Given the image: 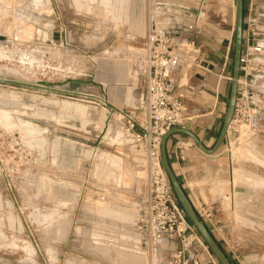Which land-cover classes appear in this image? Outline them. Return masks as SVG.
Wrapping results in <instances>:
<instances>
[{
  "label": "rangeland",
  "instance_id": "obj_1",
  "mask_svg": "<svg viewBox=\"0 0 264 264\" xmlns=\"http://www.w3.org/2000/svg\"><path fill=\"white\" fill-rule=\"evenodd\" d=\"M142 1L0 0V78L51 89L0 82V264H168L178 250L175 238L151 242L141 229L147 152L125 129L124 114L144 119ZM193 2L200 20L187 77L198 117L188 127L214 147L228 106L237 0ZM258 14L264 22V9ZM248 117H234L221 165L200 183L210 204L200 210L212 214L203 219L235 264H264V111L252 125ZM179 137L183 151L194 144ZM203 245L193 251L201 264H220Z\"/></svg>",
  "mask_w": 264,
  "mask_h": 264
},
{
  "label": "built area",
  "instance_id": "obj_2",
  "mask_svg": "<svg viewBox=\"0 0 264 264\" xmlns=\"http://www.w3.org/2000/svg\"><path fill=\"white\" fill-rule=\"evenodd\" d=\"M146 3L149 7L148 34L139 53L144 63L145 91L140 100L144 119L140 121L124 114L127 135L137 146H143L148 156L146 200L139 211L141 229L151 242H162L168 237L179 241L180 246L168 264H201L199 256L191 257L190 254L195 247L204 246L203 241L178 205L161 159L163 135L175 128H184L188 120V88L176 76L190 63L200 11L194 17L193 8L179 2L147 0ZM252 13L255 14L249 19L248 37L244 34L234 115L238 118L247 111L250 125L264 111V29L260 26L257 9ZM204 212L203 218L211 221L212 214Z\"/></svg>",
  "mask_w": 264,
  "mask_h": 264
},
{
  "label": "water",
  "instance_id": "obj_3",
  "mask_svg": "<svg viewBox=\"0 0 264 264\" xmlns=\"http://www.w3.org/2000/svg\"><path fill=\"white\" fill-rule=\"evenodd\" d=\"M244 24H245V0H237L236 41H235V50H234V66H233V76L231 80V91H230L229 103L223 121V126L214 147L211 149L207 148L196 133L185 128H175L167 132L162 137V143H161L162 166L172 186L174 195L179 205L183 209L185 215L192 223V225L195 227L198 234L202 237L203 241L207 244L208 248L212 251V253L217 258L220 264H233V262L231 261L227 253L224 251L222 246L219 244V242L216 240L215 236L207 226L203 217L196 209L191 199L189 198L188 194L186 193L185 188L180 183L170 162L168 144L173 136L183 135L192 139L194 143L197 145V147L207 155L216 154L224 144L234 119L236 105L239 96V84L241 77V58L244 50V37H245ZM0 82L9 85L23 86L34 89L51 90L41 85L26 84V83H21V82L1 79V78H0ZM78 84L82 85V83H78ZM110 106L113 107L112 105Z\"/></svg>",
  "mask_w": 264,
  "mask_h": 264
},
{
  "label": "crops",
  "instance_id": "obj_4",
  "mask_svg": "<svg viewBox=\"0 0 264 264\" xmlns=\"http://www.w3.org/2000/svg\"><path fill=\"white\" fill-rule=\"evenodd\" d=\"M171 1L179 2L180 4H184V5H189L191 7H192V2H193V0H171ZM142 3H143L144 8L145 7L147 8L146 0H143ZM255 8L257 9L256 14H258V11L260 8L264 9L263 5L260 4L259 0H252L251 4H249V10H248L249 18L255 14V13H252L253 9H255ZM247 9H248V7H246V11H247ZM245 22H246V19H245ZM260 26L264 29V22H261ZM245 29H246V23H245ZM262 41L264 42V36H263ZM190 54H189V58H190ZM192 66H193V62L190 61V63H188L182 69H180V71H178L177 76H176L177 79L180 80L181 83H183L188 88L187 105L189 107V113H188V120L186 121L184 128L188 129L190 131H193V130L188 127V124L190 122H192L195 118L198 117V116L194 115V105L198 104L197 101L195 103V98H196L195 96L197 93V88H195L194 85L190 84L188 77H187V73L189 72V67L191 68ZM141 98H142V96L140 97V100H141ZM205 116L211 118L210 121H208L207 125L213 126L215 119L212 117L213 116L212 113H210V114L208 113ZM194 133H196V132H194ZM179 136H181V135L173 136L170 139V142L168 144L170 162H171V165H172L174 172L176 173V175H177L180 183L182 184V186L185 188V191L188 194L189 198L191 199L192 203L194 204L196 209L199 211V213L202 214V211H201L202 209L200 210V208H203V207L210 205V204L205 202L202 189L200 188V183L202 182L203 179L206 178L207 175H210V173L212 171V170L210 171L211 167H215L217 164H219L220 162L223 161V159L221 158L222 153H219V154L217 153V155L216 154L215 155H206L197 147V145L195 143L194 144L192 143V145L191 144L189 145L188 142H185L186 143L185 145L187 147H186L185 151H183V149H182L183 147L180 144H182V142H183L182 140H184V139L179 137ZM202 141L204 143L203 139H202ZM205 146L209 149L213 148V147H210L206 144H205ZM210 159L215 160V164L212 163ZM233 163H234V161H233ZM220 165L221 164H219V166ZM219 171H221V170H219ZM217 173H215V174L217 175ZM220 173L221 172H219V174ZM232 180H234V178ZM212 204H214V203H212ZM214 205H212V206H214ZM205 222L216 238V235L214 233V229H216V226L214 225V223H212V222L210 223L207 220H205ZM219 244H220V242H219ZM194 250H196V249H194ZM193 251H192V253H193ZM224 251L226 253H228L225 249H224ZM193 255H195V254L193 253Z\"/></svg>",
  "mask_w": 264,
  "mask_h": 264
},
{
  "label": "flooded vegetation",
  "instance_id": "obj_5",
  "mask_svg": "<svg viewBox=\"0 0 264 264\" xmlns=\"http://www.w3.org/2000/svg\"><path fill=\"white\" fill-rule=\"evenodd\" d=\"M235 41H236V30H235V34H234V43H233V51H232V76H233V66H234V50H235ZM231 52V49H230ZM229 52V53H230ZM231 80L230 79V90H229V97H230V91H231ZM228 103H229V98H228Z\"/></svg>",
  "mask_w": 264,
  "mask_h": 264
},
{
  "label": "trees",
  "instance_id": "obj_6",
  "mask_svg": "<svg viewBox=\"0 0 264 264\" xmlns=\"http://www.w3.org/2000/svg\"><path fill=\"white\" fill-rule=\"evenodd\" d=\"M228 254V253H227ZM229 258L231 259V261L233 262V264H235L234 260L230 257V255L228 254Z\"/></svg>",
  "mask_w": 264,
  "mask_h": 264
},
{
  "label": "bare ground",
  "instance_id": "obj_7",
  "mask_svg": "<svg viewBox=\"0 0 264 264\" xmlns=\"http://www.w3.org/2000/svg\"><path fill=\"white\" fill-rule=\"evenodd\" d=\"M164 135H165V134H164ZM164 135H163V136H164ZM193 142H194V141H193ZM161 143H162V142H161ZM161 146H162V145H161ZM146 152H147V151H146ZM147 162H148V156H147ZM163 169H164V168H163ZM164 172H165V170H164ZM165 173H166V172H165Z\"/></svg>",
  "mask_w": 264,
  "mask_h": 264
}]
</instances>
